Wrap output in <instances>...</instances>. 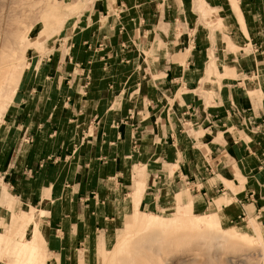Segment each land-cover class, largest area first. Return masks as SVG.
<instances>
[{
  "label": "crops",
  "instance_id": "obj_1",
  "mask_svg": "<svg viewBox=\"0 0 264 264\" xmlns=\"http://www.w3.org/2000/svg\"><path fill=\"white\" fill-rule=\"evenodd\" d=\"M62 36L0 109V211H33L34 264L91 258L126 198L264 209V0H94Z\"/></svg>",
  "mask_w": 264,
  "mask_h": 264
},
{
  "label": "rangeland",
  "instance_id": "obj_2",
  "mask_svg": "<svg viewBox=\"0 0 264 264\" xmlns=\"http://www.w3.org/2000/svg\"><path fill=\"white\" fill-rule=\"evenodd\" d=\"M93 2L0 0L1 110L13 101L22 77L33 68L38 70L41 58ZM225 193L223 201L229 206L233 200ZM193 195L189 191L172 195L167 205L153 213L157 218L133 209L132 199L126 198L125 210L113 216L117 228L106 236L101 232L91 258H79L75 264H264V209L246 207L233 219L232 212L205 210L200 197ZM3 207L8 211H0V234L7 242L4 238L0 242V264H34L35 246L29 237L38 230L33 225V211L21 214ZM213 213L217 228L194 219ZM30 216L31 222L25 223ZM43 248L44 264L53 263Z\"/></svg>",
  "mask_w": 264,
  "mask_h": 264
}]
</instances>
